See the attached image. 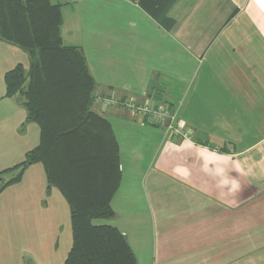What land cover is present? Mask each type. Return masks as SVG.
I'll return each instance as SVG.
<instances>
[{"label":"crops","instance_id":"1","mask_svg":"<svg viewBox=\"0 0 264 264\" xmlns=\"http://www.w3.org/2000/svg\"><path fill=\"white\" fill-rule=\"evenodd\" d=\"M96 94L177 106L191 139L129 111L107 117L122 179L110 223L138 264H264V0H52ZM0 172L40 142L5 73L27 53L1 41ZM113 119L127 132L117 134ZM130 129L132 132H130ZM5 180V179H4ZM0 179V189L3 184ZM71 210L42 163L0 192V264H64Z\"/></svg>","mask_w":264,"mask_h":264},{"label":"trees","instance_id":"2","mask_svg":"<svg viewBox=\"0 0 264 264\" xmlns=\"http://www.w3.org/2000/svg\"><path fill=\"white\" fill-rule=\"evenodd\" d=\"M62 5L52 0H0V40L22 49L4 76L5 97L20 95L27 120L40 126L39 144L24 161L0 172V192L42 163L48 190H60L71 210L73 242L64 264H138L126 235L112 219L122 170L110 120L94 110L96 81L83 50L62 37Z\"/></svg>","mask_w":264,"mask_h":264},{"label":"built area","instance_id":"3","mask_svg":"<svg viewBox=\"0 0 264 264\" xmlns=\"http://www.w3.org/2000/svg\"><path fill=\"white\" fill-rule=\"evenodd\" d=\"M95 103L100 105L101 110L110 107L123 108L133 115H139L144 119L160 125L173 138L191 139V132L181 123L177 106L170 107L165 103L156 101L152 97L145 99L119 97L115 95L95 96Z\"/></svg>","mask_w":264,"mask_h":264},{"label":"rangeland","instance_id":"4","mask_svg":"<svg viewBox=\"0 0 264 264\" xmlns=\"http://www.w3.org/2000/svg\"><path fill=\"white\" fill-rule=\"evenodd\" d=\"M2 45H5V44H2V42H0V46L1 47H4V46H2ZM28 67H29V65H28ZM128 98H131V97H128ZM96 104V103H95ZM113 122H114V124H116V125H114L115 127H116V132H117V134L119 135V136H121V134H122V132H127V128L126 127H124V126H119L117 123H119V124H121V121L119 120V119H113ZM130 132H132V130L130 129ZM15 175V173H9V174H7V175H5L3 178L4 179H9V178H11L12 176H14ZM1 183V182H0ZM110 221H112L111 219H96L95 220V222L96 223H103V222H110Z\"/></svg>","mask_w":264,"mask_h":264}]
</instances>
